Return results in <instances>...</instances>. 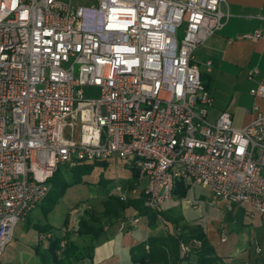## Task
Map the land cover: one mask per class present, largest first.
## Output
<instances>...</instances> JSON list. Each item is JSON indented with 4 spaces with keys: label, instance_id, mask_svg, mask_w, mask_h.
<instances>
[{
    "label": "built area",
    "instance_id": "obj_1",
    "mask_svg": "<svg viewBox=\"0 0 264 264\" xmlns=\"http://www.w3.org/2000/svg\"><path fill=\"white\" fill-rule=\"evenodd\" d=\"M229 18L226 0H0V256L54 173L81 163L132 168L133 185L145 181L140 207L157 222L177 181L264 216V113L244 128L228 112L210 122L193 63ZM84 87L98 97L85 99ZM249 94L264 99V85ZM114 190L130 199L123 185ZM121 221L136 227L141 216ZM190 254L181 243L183 264H194Z\"/></svg>",
    "mask_w": 264,
    "mask_h": 264
},
{
    "label": "rangeland",
    "instance_id": "obj_2",
    "mask_svg": "<svg viewBox=\"0 0 264 264\" xmlns=\"http://www.w3.org/2000/svg\"><path fill=\"white\" fill-rule=\"evenodd\" d=\"M86 4L87 0H71L73 7ZM182 34L183 29L181 28L177 32L178 39ZM82 94L85 99H94L98 97L99 89L84 87ZM131 173V168L128 165L110 160L107 161L106 167H95L89 176L83 178V183L68 188L47 215H45L43 208L45 206L42 202L24 221L18 222L12 241L0 256V264H41L33 249L39 247L42 250L46 244V238L45 235L33 229L35 224H49L55 228L61 226L56 233L62 236V230H65V234L70 233V239L76 245H81L79 244L80 237L74 233L78 221L89 220L88 214L90 213L99 216L103 209V201L115 193L114 189L118 184L128 190L127 195L130 196V199L125 203H137L136 205L139 207V197L142 191L137 195L136 190L144 188L145 181L134 186L135 179ZM48 187L49 191L50 184ZM138 207L127 209L124 215L119 218L122 220L131 218L135 211H138ZM164 210H168V212L164 213ZM245 211L246 206L243 204H234L228 210L225 203L214 198L207 190L201 187H192L185 198H173L164 205L162 219L163 222L166 221L169 233L177 232V234L188 236L189 232L185 229L199 223L208 240L215 236L220 238L225 234L226 242L222 244L233 245L236 251L231 264H257L258 257L264 256V216L255 214L250 218L245 215ZM104 221L101 219L98 220V223L103 224ZM163 227L162 224L155 226L153 236L163 231ZM189 246L191 249L198 247L194 242H191ZM257 246L262 250L261 255L256 254Z\"/></svg>",
    "mask_w": 264,
    "mask_h": 264
},
{
    "label": "crops",
    "instance_id": "obj_3",
    "mask_svg": "<svg viewBox=\"0 0 264 264\" xmlns=\"http://www.w3.org/2000/svg\"><path fill=\"white\" fill-rule=\"evenodd\" d=\"M226 2L230 14L229 21L197 48L193 63L200 69L201 79L212 98V104L207 109V119L215 122L222 112H228L232 116L233 126L244 128L252 123L257 110L264 113V99L249 94L250 89L264 85V0ZM257 31L262 37L241 38ZM207 63H210L209 70ZM253 72L255 74L251 77ZM142 188L136 190L137 195ZM167 212L168 210H164V213ZM121 220L118 218L116 222L106 224L108 239L95 244L92 260H86L84 264H132L130 249L146 242L153 236L154 231L142 219L136 227L121 225ZM158 224L164 226L163 222H157L156 226ZM56 228L60 229L61 226ZM163 229L155 236L169 233L164 227ZM217 237L209 239L210 244L218 257L231 264L236 252L235 247L223 245ZM79 244L82 248L89 243L80 238ZM262 257L264 256L258 257L257 264Z\"/></svg>",
    "mask_w": 264,
    "mask_h": 264
},
{
    "label": "trees",
    "instance_id": "obj_4",
    "mask_svg": "<svg viewBox=\"0 0 264 264\" xmlns=\"http://www.w3.org/2000/svg\"><path fill=\"white\" fill-rule=\"evenodd\" d=\"M106 167L107 162L81 163L74 168H59L49 180L50 189L43 201L45 215L50 213L65 191L73 185L83 183L84 177L89 176L95 167ZM132 177L135 179V171L131 168ZM67 175V176H66ZM191 187L184 181H177L173 190V198H185ZM137 204V203H136ZM133 202L124 203L115 196H109L103 201V209L99 216L88 214L89 220L81 219L77 223L75 235L87 240L86 246L80 248L70 239V233L61 237L56 233L57 228L49 225L35 224L33 229L45 235L46 244L43 249H33L35 256L40 259L41 264H81L86 260H92L94 247L101 240H107L108 234L105 226L109 222H116L120 216L129 208H137ZM141 201L138 207L141 219L150 228L156 226L155 215L142 210ZM105 220L103 224L98 220ZM185 231L188 236L182 234L167 233L161 236L149 237L146 242H141L129 251L132 264H180V244L189 245L191 242H199L198 247L191 249L189 261L194 264H226L227 260L216 255L213 246L210 244L202 227L190 225ZM49 236V237H48ZM61 242L64 243L61 247ZM91 242H94L92 245Z\"/></svg>",
    "mask_w": 264,
    "mask_h": 264
},
{
    "label": "water",
    "instance_id": "obj_5",
    "mask_svg": "<svg viewBox=\"0 0 264 264\" xmlns=\"http://www.w3.org/2000/svg\"><path fill=\"white\" fill-rule=\"evenodd\" d=\"M259 264H264V257L259 259Z\"/></svg>",
    "mask_w": 264,
    "mask_h": 264
}]
</instances>
